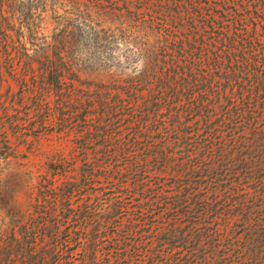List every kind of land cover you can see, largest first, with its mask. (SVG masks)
Listing matches in <instances>:
<instances>
[{"label":"trees","instance_id":"trees-1","mask_svg":"<svg viewBox=\"0 0 264 264\" xmlns=\"http://www.w3.org/2000/svg\"><path fill=\"white\" fill-rule=\"evenodd\" d=\"M31 1L1 0L0 55L11 57L13 32H35L40 7ZM58 1L42 7L52 11V41H24L18 52L62 57L74 47L72 36L86 43L82 57H94L97 45L88 41L97 24H108V54L122 72L108 109L114 153H101L91 169L82 157L80 177L52 193L66 221L86 223L82 251L26 250L15 237L16 248L3 256L22 264H264V0H111L107 9L88 0L77 13L61 12ZM47 60L37 61L47 86L33 83L47 92L32 103L68 106L57 75L66 63ZM23 62L35 69V61ZM49 94L56 98L47 101ZM102 100L93 103L102 108ZM79 103L83 148L105 128L88 125L89 101ZM6 144L0 141L4 162L11 156ZM88 177L124 180L133 202L122 204L103 189L92 205L71 207ZM46 189L41 183L40 192Z\"/></svg>","mask_w":264,"mask_h":264},{"label":"rangeland","instance_id":"rangeland-1","mask_svg":"<svg viewBox=\"0 0 264 264\" xmlns=\"http://www.w3.org/2000/svg\"><path fill=\"white\" fill-rule=\"evenodd\" d=\"M45 1H31L34 8L40 7L35 11V32H27L24 37L19 32H13L11 57L0 55V102H6L0 104V141L7 142L6 145L10 147L8 151L11 153L6 162L0 161V264H22L23 260L7 259L2 254L5 250L16 248L13 241L15 237L23 238L26 250L45 249L59 254L67 251L76 254L82 251L85 247L84 236L89 232L86 223L82 219L66 221L67 213L63 211L59 197L52 193H57L68 181L80 177L79 171L84 165L82 157L86 156L91 169L101 153H114V134L111 130L115 120L108 114V109L116 89L121 86L115 81L122 72L118 71L113 57L108 54V24H97L95 36L88 41L97 45L94 57H82L79 47L86 43L79 37L72 36L67 41H71L74 47L62 57L55 54L51 57H20L24 52L18 50L24 41L34 45H45L52 41L56 25L50 19L52 11H43ZM82 1L88 0H62L57 3L61 5V12L77 13L78 5ZM93 1L100 4L102 9L110 7L111 0ZM50 5L51 3L48 4L49 8ZM29 23L31 25L33 22L29 20ZM19 26L20 22L17 21L16 31ZM117 58L120 60V55ZM47 59L66 63L65 70L57 72V75L62 84V93L71 96L68 106L44 102L37 107L32 103L35 97L47 92L43 89H47L45 87L50 78L47 75L42 76L40 64L37 62H48ZM26 60L35 61V69L26 66L23 62ZM34 82L45 83L46 86L33 87ZM98 95L103 99L102 108L93 103ZM82 97L89 101L86 123L92 128L95 124L105 128V132H101L98 139L90 141L83 148L80 143L82 134L79 132L83 125V109L79 103ZM55 98V95L49 94L47 101ZM104 167L108 171L112 166L106 163ZM86 181V188L77 191L68 203L71 207H77L83 202L92 205L96 200L93 193L103 189L111 199L122 204L129 205L134 200L126 193L128 184L124 180L111 182L88 177ZM41 183L49 189L40 192ZM52 207L57 209L51 214ZM124 222L125 219L117 223V226L112 227L113 230L120 232Z\"/></svg>","mask_w":264,"mask_h":264}]
</instances>
